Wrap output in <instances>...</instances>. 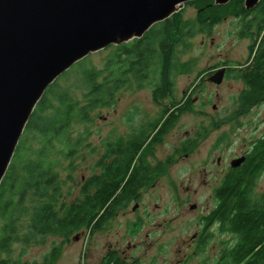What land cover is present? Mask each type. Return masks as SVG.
<instances>
[{
    "label": "rangeland",
    "instance_id": "374dc122",
    "mask_svg": "<svg viewBox=\"0 0 264 264\" xmlns=\"http://www.w3.org/2000/svg\"><path fill=\"white\" fill-rule=\"evenodd\" d=\"M180 9L181 19L195 24L194 31L186 46H175L164 70L165 80L161 66L154 61L146 69L145 78L127 73L111 104L96 107L88 121L76 115L65 134L68 144L60 137L47 148V157L55 162L53 171L62 199L71 202L95 171V162L105 155L106 146L133 139L139 127H147L161 111L172 107L176 118L170 128L159 134L155 148L161 161L158 188H149L140 197L138 209L132 211L133 202L125 209L121 207L100 228L80 227L44 237L27 234L31 208L40 202L28 192L11 215L0 217V229L10 221L8 216L15 218L12 240L7 250L0 251L6 264L14 260L19 264L40 263L45 258L46 264H99L106 259L108 264H216L219 260L229 243L213 240L197 247L196 242H190L209 197L208 190L197 185L204 170L217 171L213 165L217 155L226 163L264 134V99L238 113L244 83L237 75L249 59L251 35L256 27L252 24L245 30L242 20L226 10L214 24L202 28L197 23L198 5L184 3ZM113 50L106 46L88 53L81 64L58 78L56 88L86 103L88 89L82 70H103ZM222 66L228 70L221 82L209 81L208 75ZM159 80L161 83H157ZM158 84L162 86L160 90L166 91L154 97L152 90ZM51 112L50 108L46 110ZM218 126L225 134L221 150L216 148L220 139ZM75 143V153L65 156L69 145ZM31 145L35 150L40 143L32 141ZM138 156L139 152L135 154ZM188 183L193 188L197 186V193L184 191ZM191 203L197 205V210L189 208ZM113 249L117 252L111 253Z\"/></svg>",
    "mask_w": 264,
    "mask_h": 264
},
{
    "label": "trees",
    "instance_id": "16d2710c",
    "mask_svg": "<svg viewBox=\"0 0 264 264\" xmlns=\"http://www.w3.org/2000/svg\"><path fill=\"white\" fill-rule=\"evenodd\" d=\"M185 3L198 5L197 23L202 28L210 27L226 10L232 11L242 20L245 30L251 29L252 24L256 27V30L251 32L249 59L237 75L244 83V89L239 96L238 113L246 112L264 99V0H258L252 7H245L244 0H228L225 3L190 0ZM194 25L192 20L181 19L179 9L169 17L153 23L140 37L108 45L114 50L103 70H82V77L88 89V99L84 104L69 98L65 89L59 91L56 88L58 78L72 67L81 64L84 58L76 61L47 85L24 125L0 182V217L11 215L15 206L22 203V197L30 192L40 202L31 208L27 234L44 237L51 233L66 234L80 227L94 230L103 226L113 210L125 197L130 196L134 189L135 179L129 177L121 186L120 192L116 193L132 167L135 154L143 141L140 136L144 128L140 127L139 133L133 134V139L126 143L118 140L113 147L112 144L106 146L105 155L97 159L95 171L83 182L79 195L71 202L62 199L60 184L53 171L55 162L47 157V148L53 139L60 137L62 142L68 144L65 134L76 115L80 120L88 121L90 112L96 107L111 104L119 89L123 87L127 73H132L137 79L145 78L146 69L154 61L161 66L165 80L164 70L169 57L173 55L175 46L187 45ZM161 88V84L155 85L153 96L166 91L160 90ZM49 108L52 112L46 113ZM166 111L164 109L161 114ZM175 118L173 111L170 117L162 122L160 132L170 128ZM77 138L79 144L81 135ZM32 141L40 143L35 150L32 148ZM75 145L77 143L69 145L65 156L71 157L75 153ZM255 152L260 165L264 162V138L257 142ZM136 165L133 164V167ZM141 168L142 166L138 165L133 170L140 171ZM239 170L240 168L233 169L228 176L227 187L221 194L217 210L219 219L226 223L228 231L235 233L236 238L225 247L216 264H264V205H251L246 201L245 191L240 190L242 178ZM8 217L10 219L7 220L10 221L4 223L0 229V251L7 250L15 232V218L12 217V221L11 216ZM6 262L7 259L0 258V264ZM47 262L45 258L40 263L30 264ZM108 263L109 260L106 259L99 264ZM11 264L19 262L14 260Z\"/></svg>",
    "mask_w": 264,
    "mask_h": 264
},
{
    "label": "water",
    "instance_id": "95a60500",
    "mask_svg": "<svg viewBox=\"0 0 264 264\" xmlns=\"http://www.w3.org/2000/svg\"><path fill=\"white\" fill-rule=\"evenodd\" d=\"M187 1L0 0V182L47 85L88 53L140 37ZM224 70L207 79L219 84Z\"/></svg>",
    "mask_w": 264,
    "mask_h": 264
},
{
    "label": "flooded vegetation",
    "instance_id": "af4514ba",
    "mask_svg": "<svg viewBox=\"0 0 264 264\" xmlns=\"http://www.w3.org/2000/svg\"><path fill=\"white\" fill-rule=\"evenodd\" d=\"M222 67L225 68V74L228 67ZM210 75H208V77ZM173 110L174 109L171 107V109H168L164 114H159L158 117L151 120L152 122H148L146 125L147 127L144 128V132L140 136L141 139L143 138V141L141 145H139V156L138 159L136 158L133 161V164H137L135 166L136 168L138 165L139 167L142 166V168L140 171H135L133 170L135 167H133L132 164V167L126 173L124 177L125 179H123L120 183L116 193L120 192L121 186L126 180H128L127 178L129 177L135 179L134 189L130 196L128 195L129 197H125L124 200H122V202L113 210L111 216L115 215L119 208H127L128 204L131 202H133L131 209L132 211H135V209H138L140 197L143 196L149 188H158V183L161 179V161L155 154V148L159 141V134L162 133L160 132L162 122L164 119L170 117V113ZM161 116L164 118H161ZM217 128L220 133L217 137L220 139L216 148H220L221 150L225 134L221 126H218ZM138 129L135 134L139 133ZM262 138H264V134L257 141H253L247 147L241 149L238 154L231 157L226 163L222 161L221 155H217L213 163V165L217 167V171H203L204 177L200 179L197 186L201 188V185H203V187L208 190L209 197L207 199V208L203 213V217H201L200 222H197L198 228L193 231L190 237V242H196L197 247H200L203 244L211 243L213 240L214 242L218 241L221 244L232 243L236 238L235 233L227 230L226 223L220 220L217 214V210L219 209L221 202V194L226 190L228 176L231 175L233 169L240 168L239 174L242 178L240 190L245 191L246 201L250 202L251 205H264V162H261L259 165L260 162L258 160V155L255 152L256 144ZM135 143L138 145L137 142ZM185 155L186 153H184V156ZM236 157H243V160L237 166L231 167V160ZM189 182H191V177L189 178ZM183 185L185 184H182V186ZM196 187L193 188L192 185L188 183L184 186V191H193L194 193H197L198 188ZM189 205V208L192 210H197V205L195 203H191ZM228 233L231 234L230 237L228 236ZM115 252H117L115 249L111 250V253ZM120 252L124 253V250ZM178 264H182V262Z\"/></svg>",
    "mask_w": 264,
    "mask_h": 264
},
{
    "label": "bare ground",
    "instance_id": "6f19581e",
    "mask_svg": "<svg viewBox=\"0 0 264 264\" xmlns=\"http://www.w3.org/2000/svg\"><path fill=\"white\" fill-rule=\"evenodd\" d=\"M232 167V166H231Z\"/></svg>",
    "mask_w": 264,
    "mask_h": 264
}]
</instances>
